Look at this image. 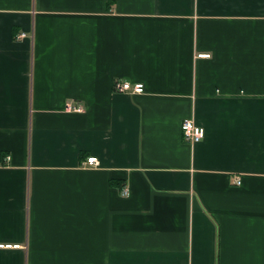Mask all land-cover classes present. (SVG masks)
I'll return each mask as SVG.
<instances>
[{
  "label": "crops",
  "instance_id": "1",
  "mask_svg": "<svg viewBox=\"0 0 264 264\" xmlns=\"http://www.w3.org/2000/svg\"><path fill=\"white\" fill-rule=\"evenodd\" d=\"M0 244V264H264V0H0Z\"/></svg>",
  "mask_w": 264,
  "mask_h": 264
},
{
  "label": "built area",
  "instance_id": "2",
  "mask_svg": "<svg viewBox=\"0 0 264 264\" xmlns=\"http://www.w3.org/2000/svg\"><path fill=\"white\" fill-rule=\"evenodd\" d=\"M26 33H21L20 37H25ZM115 90L118 92H134V93H143L145 91V85L144 83L137 82L132 83L127 80H118L115 81L114 84ZM68 109H71V106L68 107ZM73 109L77 111H82L83 108L80 106L73 107ZM181 129L183 132V137L185 140L191 144L198 143L202 141L206 136V129L199 125L194 119H184L181 124ZM10 158V157H8ZM99 162L97 157L95 156H89L87 159L83 162L84 166L87 167H95L98 166ZM237 184H241V180L237 179ZM122 194L127 196L130 193L129 187H122ZM17 246V245H16ZM0 247H11L10 244H0Z\"/></svg>",
  "mask_w": 264,
  "mask_h": 264
}]
</instances>
